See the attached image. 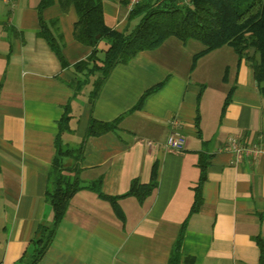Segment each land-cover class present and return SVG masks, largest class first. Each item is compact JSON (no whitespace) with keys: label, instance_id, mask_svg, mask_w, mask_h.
Instances as JSON below:
<instances>
[{"label":"crops","instance_id":"crops-1","mask_svg":"<svg viewBox=\"0 0 264 264\" xmlns=\"http://www.w3.org/2000/svg\"><path fill=\"white\" fill-rule=\"evenodd\" d=\"M40 1L0 0V264H20L38 224L52 218L47 171L66 105L73 131L62 139L71 146L90 116L104 122L121 116L115 131L86 138L80 162L81 180H100L99 190L116 198L121 217L109 200L79 189L36 264H167L182 227L180 252L192 264H258L264 160L227 149L230 137L264 141V95L248 64L237 62L227 45L193 61L204 48L200 42L168 37L117 64L90 107V85L77 93L72 87L73 64L91 51L72 37L74 7L62 11L50 0L39 11ZM127 6L128 0H102L106 26L119 32L133 26ZM40 18L56 20L48 28L65 65L38 35ZM104 47L100 40L98 48ZM173 129L185 138L180 152L162 147ZM199 154L206 156L201 182ZM153 166L154 188L142 198L126 195L133 179L149 183Z\"/></svg>","mask_w":264,"mask_h":264},{"label":"trees","instance_id":"trees-1","mask_svg":"<svg viewBox=\"0 0 264 264\" xmlns=\"http://www.w3.org/2000/svg\"><path fill=\"white\" fill-rule=\"evenodd\" d=\"M50 0H41L40 11ZM62 11L72 5L77 14L73 25V36L78 42L91 47L90 53L73 64L77 74L72 84L75 93L85 85H90L87 99L93 106L98 93L117 64H126L138 52L157 48L166 38L175 37L181 42L189 39L200 42L204 48L193 56V61L204 53L217 47L227 45L236 54L237 62L244 60L251 71L253 80L264 95V0H140L128 12V20L135 23L125 31H116L106 26L102 14V0H57ZM38 35L44 38L58 56L62 65L60 44L48 26H55L56 20L45 22L40 18ZM100 40L105 41L104 48H98ZM99 51V53H98ZM102 54V57L100 55ZM160 85L145 90L130 111L141 106L143 99ZM229 101L226 96L222 111ZM221 111V112H222ZM58 120V132L55 136V154L47 175L45 200L51 207L50 222L38 224L32 239V250L25 252L20 264H36L42 257L54 237L55 230L63 218L72 195L82 188L94 190L101 198L107 199L115 208V197L106 196L99 190L100 180L85 184L80 178V162L85 140L89 136L107 131H115L121 116L112 121H98L88 118L83 137L76 145L64 142L62 135L73 131L70 128V110L66 105ZM206 156L199 154V182L204 178L203 169ZM155 166L152 167L148 184H140L137 179L130 181L126 195L138 198L146 196L155 186ZM198 187L195 190L197 202ZM195 209V208H192ZM183 227L174 240L167 264H192L193 258L180 252ZM260 248L258 264L264 262V245Z\"/></svg>","mask_w":264,"mask_h":264},{"label":"built area","instance_id":"built-area-1","mask_svg":"<svg viewBox=\"0 0 264 264\" xmlns=\"http://www.w3.org/2000/svg\"><path fill=\"white\" fill-rule=\"evenodd\" d=\"M139 1L128 0V11L134 8L133 6ZM184 139V136L177 129H173L167 134L162 147L173 152H180L184 149ZM146 145L152 147L154 142L147 140ZM227 149L234 155H241L247 159L264 160V141H251L246 138L230 137L227 141Z\"/></svg>","mask_w":264,"mask_h":264},{"label":"rangeland","instance_id":"rangeland-1","mask_svg":"<svg viewBox=\"0 0 264 264\" xmlns=\"http://www.w3.org/2000/svg\"><path fill=\"white\" fill-rule=\"evenodd\" d=\"M100 57H102V54L100 55ZM86 90V89H85Z\"/></svg>","mask_w":264,"mask_h":264}]
</instances>
